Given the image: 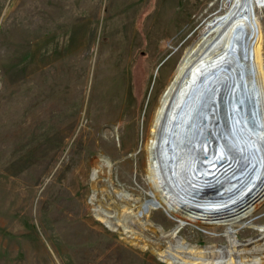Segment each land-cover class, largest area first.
Instances as JSON below:
<instances>
[{"label": "rangeland", "instance_id": "374dc122", "mask_svg": "<svg viewBox=\"0 0 264 264\" xmlns=\"http://www.w3.org/2000/svg\"><path fill=\"white\" fill-rule=\"evenodd\" d=\"M221 2L0 0V264H167L159 253L177 240L228 245L225 225L143 205L153 114ZM124 207L139 212L127 233L94 215ZM243 223L264 226V197L232 224L251 241L243 258L264 259Z\"/></svg>", "mask_w": 264, "mask_h": 264}, {"label": "bare ground", "instance_id": "6f19581e", "mask_svg": "<svg viewBox=\"0 0 264 264\" xmlns=\"http://www.w3.org/2000/svg\"><path fill=\"white\" fill-rule=\"evenodd\" d=\"M242 2L245 4L230 10L232 5ZM220 6L224 8V12L206 24L211 25L214 20L224 18L207 27L209 35L206 38L200 36L198 43L185 53L153 114L149 139L145 143V174L149 198L144 200L143 205L145 209L150 206L155 209L163 208L192 222L225 225L224 234L228 245L202 248L177 240L174 247H168L166 251L159 253L160 260L167 264L264 263L263 257H253L251 260L243 258L246 251L238 247L251 241L240 243L232 228V224L247 217L254 205L264 197V0H222ZM237 13L239 14L236 15ZM229 18L231 20L228 26H222ZM223 33L222 41L211 47L213 38ZM246 37H250L247 43ZM239 48L246 60L240 61L243 69L238 66L233 67L232 71L238 72L240 76L248 71L245 80L240 77V81H253L256 94L252 84L239 86L234 73L229 70L232 63L237 64L235 57ZM203 54L205 55L201 58ZM189 70L188 83L181 84L183 76ZM228 91L229 99H223ZM182 99L185 100L184 103L181 102ZM252 116H255L260 125L257 135L250 122ZM257 159L263 167L254 173L255 182L247 184L256 186L257 189L263 184L254 202L228 219L210 218L212 216L209 214L228 210L250 195L252 191L244 186L235 193L233 190L237 185V176H242L245 168L254 164ZM223 161L236 163L235 175L211 182L212 176H215L214 164ZM105 163L110 166L107 160ZM96 176L97 171L93 169L91 180L95 181ZM216 193H226L228 196L216 198L217 202L208 200V195L214 196ZM130 196L128 193L118 194L125 201ZM93 198L94 195L89 199L90 203ZM124 208L128 213L122 218L111 219L101 209H95L94 215L109 230L116 231L120 224L124 233H127L125 230L128 229V220L132 219V209ZM132 214V217L137 218L139 212ZM183 226L184 221H180L171 236L175 237ZM243 226L257 230L259 238L264 237V226L244 223ZM261 248L255 247L254 251ZM224 249L226 254L222 252Z\"/></svg>", "mask_w": 264, "mask_h": 264}, {"label": "water", "instance_id": "95a60500", "mask_svg": "<svg viewBox=\"0 0 264 264\" xmlns=\"http://www.w3.org/2000/svg\"><path fill=\"white\" fill-rule=\"evenodd\" d=\"M237 2V1H236ZM244 2V1H243ZM236 3V4H234V5H232L231 6V8H230V10L231 9H233V8H239V7H241L243 4H245V3ZM243 10H245V9H243ZM240 12H242V11H240ZM239 13H237L236 15H238ZM222 18H224V17H220V18H218V19H216V20H214L215 22L214 23H216L217 21H220V19H222ZM230 18H232V16L230 17ZM229 18V20L227 21V22H225L222 26H228V23L230 22V19ZM205 21H202L201 22V24H203ZM214 23H212L211 25H209V24H205V27L203 28V30L201 31V33H200V36H203V38H206L208 35H209V33L210 32H208L207 31V27H210V26H212V25H214ZM226 32V31H225ZM225 33H223V34H221V35H216L214 38H213V42H212V45H211V47H213L214 45H216V44H218V43H220L221 41H222V39H223V35H224ZM246 39V43H247V41L250 39V37H246L245 38ZM206 54V53H205ZM205 54H203L202 56H201V58L205 55ZM241 60H246L245 58H243L242 57V53H241V48H239V52H238V55L235 57V63H237V64H233L232 63V65L229 67V70H231L230 72H233L234 73V75H235V79H236V82H239V86L242 84H244V85H246V86H249V84H252V86H253V89H254V93L256 94V91H255V86H254V82L253 81H251V82H249V81H240V77H242L241 79H243V80H245V78H246V74H249V72L247 71V72H245V74L244 75H242V76H240V74L238 73V72H234V71H232V69H233V67L234 68H236V67H241L242 69H243V65L242 64H240V61ZM191 70V69H190ZM188 71L184 76H183V79H182V81H181V84H185V83H188V81H189V77L190 76H188L189 75V72H191V71ZM244 77V78H243ZM188 80H187V79ZM233 84V83H232ZM235 84V83H234ZM226 96V97H225ZM225 96H223L222 98L223 99H229V97H230V93H229V91H228V93L225 95ZM181 102H185V100L184 99H182L181 100ZM253 114V113H252ZM258 114H257V110H256V116H257ZM255 116H252V118L253 119H251L250 120V122L252 123V127L254 128V131L256 132V134L255 135H257L258 134V132H260V131H258V128H260V125H258L257 124V122H256V119L254 118ZM229 130V129H228ZM261 155V154H260ZM205 158H208V156H206ZM260 160L262 161L263 160V158H262V156H260ZM260 160H254V164L253 163H251L249 166H247L246 168H245V171H243L242 173H243V175L240 177V176H237L238 177V179L236 180V183L235 184H237V185H235V189L233 190V192L235 193V192H237L238 191V189L239 188H242V186H244L246 189H250V195L245 199V200H243V201H241V202H239V203H237L235 206H233V207H235V208H233V207H231V208H229L228 210H224L223 212H219V213H213V214H209L210 216H212V217H210V218H215V219H218V220H225V219H228V218H230V217H232V215L233 214H235V213H237V212H240V211H242L243 209H245L248 205H250L252 202H254V200H255V198H256V194L259 192V190L262 188V186H263V184H261L259 187V189H257L256 188V186H254V187H251V186H253V185H247V184H252V182L254 181V179H253V175H254V173L255 172H257V171H259L260 170V168H262L263 166L262 165H260L261 163H259L260 162ZM203 164H207V163H203ZM214 166H215V169H214V171H215V176H214V178H213V176H212V181L211 182H213L214 180H216L217 178L219 179V178H221V177H232V176H234L235 175V172H236V163H234V162H230V161H223V162H219L218 164H214ZM238 167V166H237ZM240 167V166H239ZM238 167V168H239ZM245 173V174H244ZM211 179V178H210ZM255 182V181H254ZM258 190V191H257ZM233 192H231V193H233ZM215 193V192H214ZM226 193H223V194H218V193H216L214 196L213 195H208V200H210V201H216L217 202V200H216V198H221V197H226V196H228V195H226ZM209 201V202H210ZM210 203H213V202H210ZM249 203V204H248ZM205 214V213H204Z\"/></svg>", "mask_w": 264, "mask_h": 264}]
</instances>
